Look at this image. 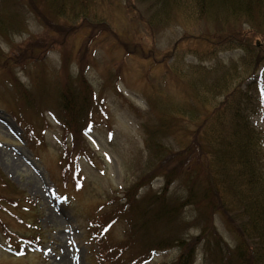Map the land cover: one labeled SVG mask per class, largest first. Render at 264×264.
Returning a JSON list of instances; mask_svg holds the SVG:
<instances>
[{
  "label": "rangeland",
  "instance_id": "1",
  "mask_svg": "<svg viewBox=\"0 0 264 264\" xmlns=\"http://www.w3.org/2000/svg\"><path fill=\"white\" fill-rule=\"evenodd\" d=\"M20 3L29 7L22 17L23 26L20 30L0 33V182L5 183L0 197L5 199L2 200L5 206L11 205L5 204L9 199L19 202L12 204L17 208L7 212L0 208V222L6 224L3 227L10 233L7 237L5 230L0 228V264H112L110 259L109 262L100 261L97 255L101 256L99 252L104 242L96 244L90 235L92 222L113 209L109 202L115 195L122 198V190L139 183L146 175V187L141 189L144 186L141 185L139 194L162 192L163 186L165 188L170 182V194L182 199L185 196L179 179L171 177L170 180L163 174L149 173L152 159L149 160L143 132L146 125L152 126L158 118L154 101L159 97L175 102L184 100L183 85L173 76L164 77L163 66L155 67L152 62L143 60L144 56L130 53L138 51L140 54V49L147 52L150 48V40L142 33L141 25L146 19V6L136 2L135 11L131 12V6L127 7L123 19H118L114 12L111 22L109 12L114 5L107 3L109 8L105 11L104 3L101 9L106 15L95 13L102 21L100 25L88 27V23L82 21L78 25L71 24L63 32L54 28L60 18L53 16L46 5L33 0H20ZM212 25L203 22L192 28L151 29L157 44L155 48H171L182 35L187 36L188 39L179 42L176 53H180L184 63H195L188 49L206 48L194 40L197 33L213 37L222 33ZM234 27L251 37L253 43L264 45V26L231 22L230 29ZM76 30H80L79 33L76 34ZM121 39L126 45L119 48ZM82 51L83 57L80 56ZM31 54L36 57L31 63V72L42 75L36 89L25 77ZM241 55L240 51H228L205 66L218 60L228 66L231 60L237 62ZM261 66L252 88L259 104L252 124L262 133L264 145V64ZM10 79H18L26 91L33 93L35 107L39 103L40 107L48 106V110L42 109L41 115L32 105L31 108L22 105ZM84 96L88 98L86 108L77 117L72 113L75 119L72 128L81 140L83 138L85 155L72 156L66 180L62 173L66 163L61 161L66 120L59 115L63 116L61 110L66 109L67 117L81 101L85 102ZM80 129H83L82 134ZM67 137L66 142L70 143V135ZM180 137L185 138L186 143L190 141L186 132L173 131L174 150L185 145L177 146ZM189 145L194 146L193 143ZM195 149L194 146V152ZM185 151L184 148L179 152ZM169 154L163 164L165 169L185 173L193 153L187 151L178 156L172 151ZM72 179L77 181V188ZM124 201L122 198L119 203ZM185 213L190 220L188 209ZM118 219L98 238L104 240L106 237L109 243L123 241L127 230L124 222ZM212 221L217 232L231 244L233 221L223 213L214 215ZM186 234L196 235L197 230L188 228ZM30 236H38L40 245H28L25 239ZM192 251L190 264H208L201 244H193ZM178 256V250L167 249L154 253L144 264H170Z\"/></svg>",
  "mask_w": 264,
  "mask_h": 264
},
{
  "label": "trees",
  "instance_id": "2",
  "mask_svg": "<svg viewBox=\"0 0 264 264\" xmlns=\"http://www.w3.org/2000/svg\"><path fill=\"white\" fill-rule=\"evenodd\" d=\"M33 1L46 5L53 16L60 18L54 28L62 29L63 32L71 24L78 25L82 21H86L88 27L100 25L102 21L95 13L106 15L105 11L109 8L107 3L109 6L114 5L109 12L111 22L114 20V12L118 14V19H123L127 7L131 6V12L132 9L135 11L137 3L146 6V19L140 22L144 28L142 33L150 40V48L147 52L140 49V54L138 51L130 53L144 56L143 60L152 62L155 67L163 66L164 77L173 76L183 85L184 100L175 102L173 99L167 101L159 97L154 101L158 118L152 126L146 125L143 132L149 160L152 159L149 173L163 174L166 178L170 177V180L171 177L179 179L184 186L185 196L182 199L177 194H170V182L166 183L161 193L139 194L138 189L148 181L146 175L140 178L139 183L122 190L124 203H119L122 198L115 195L109 202L113 209L92 222L90 236L96 244L104 242L102 252H99L101 256L97 255L100 261L109 262L110 259L112 264H144L150 261L154 253L173 249L179 251V256L170 264H190L192 245L201 244L208 264H264V145L261 132L252 124V117L257 114L259 104L252 91L255 83L249 82L264 64V45L253 43L251 37L235 27L230 29L231 22L264 26V0ZM104 3L105 11L101 9ZM23 4L20 0H1L0 33L4 30L5 34L20 30L23 14L29 11L28 5ZM203 22L213 23L215 30L222 33L214 37L197 33L194 40L206 48L188 49L195 63H184L180 53H176L179 42L188 39L187 36L182 35L180 41L171 48L156 50L157 44L151 29L164 31L169 27L192 28ZM79 31L76 30V34ZM261 38L260 41L263 40ZM124 42L122 39L118 42L119 48L126 45ZM228 51H240L242 55L237 62L231 60L228 66L221 60L205 66ZM80 56H85V53L82 51ZM35 59L31 54L25 77L30 79L36 89L42 75L36 71L31 72V63ZM63 62L67 65L65 60ZM115 73L117 76L119 71ZM10 80L22 105L29 108L32 105L41 115L42 109L48 110V106L40 107L39 103L34 106L33 93L26 91L18 79ZM84 99L85 102L81 101L79 107L74 108L67 117L66 109L61 110L63 116L59 115L66 120L63 125L64 154L61 157V161L66 163L62 170L66 180L69 178L72 156L78 158L85 155L82 151L83 138L81 140L72 128V120H75L72 113L77 117L85 110L88 98L84 96ZM26 124L31 126L29 122ZM175 130L186 132L190 139L188 143L183 141V137L176 141L177 146L185 144L182 149L174 150L172 147L171 134ZM80 131L82 134L83 129ZM67 134L71 137L70 143L66 142ZM191 143L196 148L195 152L194 146L189 145ZM184 148L193 153L187 171L177 173L173 169H165L163 164L170 156L169 152L175 151L178 156H182L187 153L179 152ZM72 181L77 187V181ZM2 186L5 183L0 182V190ZM3 199L0 197V208ZM6 203L12 205L16 200L9 199ZM186 209L190 213V220L185 217ZM222 213L235 225L230 230L233 235L231 244L217 232L212 221L214 215ZM118 218L126 226L127 237L118 243H109L105 241L106 237L104 240L99 239L98 236L105 235ZM188 228L196 229L197 234H186ZM27 239L31 244L38 245L41 242L38 236Z\"/></svg>",
  "mask_w": 264,
  "mask_h": 264
}]
</instances>
